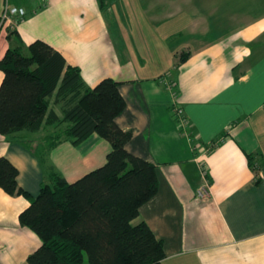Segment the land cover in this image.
Instances as JSON below:
<instances>
[{
    "label": "crops",
    "instance_id": "crops-1",
    "mask_svg": "<svg viewBox=\"0 0 264 264\" xmlns=\"http://www.w3.org/2000/svg\"><path fill=\"white\" fill-rule=\"evenodd\" d=\"M9 1L26 14L0 28V58L14 28L25 44L48 42L87 86L119 81L125 107L115 121L132 132L125 147L157 177L133 222L162 241L163 264H264V0ZM52 100L50 114L61 117ZM56 127L0 134V156L31 196L50 171L73 181L110 149L92 133L46 148L40 161L30 146ZM28 204L0 187V264H28L40 245L19 223Z\"/></svg>",
    "mask_w": 264,
    "mask_h": 264
},
{
    "label": "trees",
    "instance_id": "trees-1",
    "mask_svg": "<svg viewBox=\"0 0 264 264\" xmlns=\"http://www.w3.org/2000/svg\"><path fill=\"white\" fill-rule=\"evenodd\" d=\"M98 1L100 8L107 3ZM6 37L10 43L0 58V134L55 123L52 133L30 146L40 161L46 148L62 140L78 144L96 133L110 143L101 165L73 181L50 171L35 196L18 185V169L0 156V187L28 198L19 223L41 241L27 263L84 264L85 259L86 264H163L162 241L144 220L133 222L140 205L156 192L157 177L152 162L125 147L132 132L115 121L125 107L119 81L104 77L89 87L79 68L67 64L48 42L25 44L14 28ZM187 54L181 51L178 62ZM51 98L61 117L50 114Z\"/></svg>",
    "mask_w": 264,
    "mask_h": 264
},
{
    "label": "built area",
    "instance_id": "built-area-1",
    "mask_svg": "<svg viewBox=\"0 0 264 264\" xmlns=\"http://www.w3.org/2000/svg\"><path fill=\"white\" fill-rule=\"evenodd\" d=\"M26 14V10L22 6H18L15 4H11L9 0H4L3 8L0 13V28L4 26L6 23H9L10 21L14 24L21 20ZM180 110L177 109V113H179ZM180 121L184 124L185 121L180 117ZM204 175V174H203ZM204 177V176H203ZM204 193V187H201L198 190V194L202 195Z\"/></svg>",
    "mask_w": 264,
    "mask_h": 264
},
{
    "label": "rangeland",
    "instance_id": "rangeland-1",
    "mask_svg": "<svg viewBox=\"0 0 264 264\" xmlns=\"http://www.w3.org/2000/svg\"><path fill=\"white\" fill-rule=\"evenodd\" d=\"M21 3L27 4L28 0H19ZM109 1V0H106ZM176 118V117H175ZM177 119V118H176ZM178 121V120H177ZM84 264H86V260L84 259Z\"/></svg>",
    "mask_w": 264,
    "mask_h": 264
}]
</instances>
